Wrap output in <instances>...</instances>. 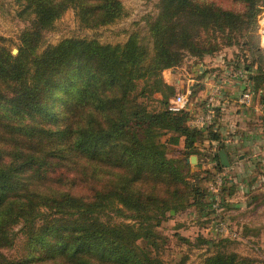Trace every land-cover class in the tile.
Instances as JSON below:
<instances>
[{
    "label": "trees",
    "instance_id": "1",
    "mask_svg": "<svg viewBox=\"0 0 264 264\" xmlns=\"http://www.w3.org/2000/svg\"><path fill=\"white\" fill-rule=\"evenodd\" d=\"M24 1L20 15L34 19L18 54L0 46V264H164L151 250L161 220L189 208L206 218L216 204L201 183L187 181L168 148L180 145L192 157L205 142L216 144L213 178L224 170L219 152L226 145L213 125L190 126L188 110H167L174 91L163 73L213 54L222 37L243 50L235 69L246 76L244 91L252 84L264 94V0L226 7L160 0L158 16L147 22L148 45L138 33L117 45L71 38L41 54L43 34L66 11L99 30L126 10L120 0ZM245 51L253 64L241 65ZM158 94L163 109L151 111L148 101ZM82 186L87 192L75 194ZM16 226L22 255L11 259L2 251L16 247ZM205 264L254 261L220 252Z\"/></svg>",
    "mask_w": 264,
    "mask_h": 264
},
{
    "label": "rangeland",
    "instance_id": "2",
    "mask_svg": "<svg viewBox=\"0 0 264 264\" xmlns=\"http://www.w3.org/2000/svg\"><path fill=\"white\" fill-rule=\"evenodd\" d=\"M120 1L126 10V17L115 25L99 30L83 28L80 26L76 12L73 9L66 11L56 22L54 30L43 34L37 54L43 53L48 46L57 45L71 38L98 40L102 44L117 45L124 44L132 34L138 33L141 38L145 39V44H150L147 22L153 21L158 16L160 0ZM214 1L224 7L231 3L229 0ZM25 5L24 0H0V46L8 48L12 53L14 50L18 51V47H21L22 35L32 27L31 22L34 15L30 13L20 15ZM239 9H242L241 6ZM259 23L258 34L261 38V46H263L264 14L260 17ZM222 40L220 37L218 50L213 54L202 59L189 57L180 68L163 73L165 83L174 91L168 98L169 103L177 95L183 94L189 99V105L196 106L190 112L189 125L192 127L195 126L197 118L205 114L206 102L209 98L206 96L211 90L208 84L220 82L223 78L230 80L231 83L235 75L243 71L235 69L237 56H242L243 50L237 46L229 47ZM245 55L246 58L242 57L240 61L241 65L253 64L255 56L251 51H247ZM172 71L175 73H171ZM206 81L209 83L206 84ZM259 93L264 96L262 92ZM167 94L169 95V92ZM162 99L161 94L155 95L154 100L148 101L149 109L161 111L163 109L160 104ZM3 114L4 112L0 110V117ZM6 114L8 117L11 116L10 113ZM219 115L216 114V118ZM222 119V122L225 121L226 124L223 126L222 133L228 130L231 132L238 120L229 112L221 117ZM242 120H247V117ZM252 120L253 118H249L246 121L245 124L250 122L247 130L237 126L240 131L237 136L240 137L239 139H242L243 135L253 137V150L252 154L248 153L249 150L241 151V154L246 157L244 161L239 162L238 155H234L233 162L241 167L235 169L236 171L227 172L225 168L211 178L210 174L216 172V164L211 157L214 151L212 152L213 149L209 148L208 142L199 147L197 155L192 156L197 158L196 164L191 163L192 157L183 151L182 146L173 145L168 148V158L182 166L187 181L192 184L201 183L209 195L213 194L211 188L217 186L219 177H223L226 183L225 188L217 189V194H219L217 197L212 195L217 204H213L209 217L205 218L199 214V209L189 208L177 214H168L161 220L159 227L155 229L158 235L157 247L151 250L164 264H205L208 257L220 252L238 254L243 258L253 260L254 264H264V124ZM164 140L166 141L165 138ZM251 158L256 161L249 163ZM245 170L249 174V179L246 174L244 175ZM65 175L68 180L73 179L72 175L67 173ZM86 192L83 186L75 190V194ZM229 219L231 221H228ZM228 222L234 224H228ZM20 229L21 227L16 226L14 232L19 233ZM23 240L19 233L16 247L2 251V253L11 259L19 258L22 255Z\"/></svg>",
    "mask_w": 264,
    "mask_h": 264
},
{
    "label": "crops",
    "instance_id": "3",
    "mask_svg": "<svg viewBox=\"0 0 264 264\" xmlns=\"http://www.w3.org/2000/svg\"><path fill=\"white\" fill-rule=\"evenodd\" d=\"M171 73H175L172 71ZM176 75V74H175ZM223 78L220 82L216 83H207L210 86L209 90L210 92H207V96L209 97L208 99H212L214 95H219L218 102L216 103V108H215V121L213 123V130L216 132H219L224 144L226 145V149H224L229 157L230 160V167L226 169L227 172H233L236 171L235 169H240L238 165H235L233 162V157L235 154L238 155V160L244 161L246 158L245 155L241 154L242 152H246V150H249V154L252 152V147H253V137H245L243 135L242 139H239L240 137H237L239 135L238 127L247 130L248 125L250 122H247L249 118H253L252 121H260L264 124V101L263 95L256 91L252 84L249 86L250 88L246 91H244L245 87V79L246 76H241L239 77L237 74L235 75V78H233V85H231L230 80H224ZM212 81V80H210ZM207 85V86H208ZM246 92H251L252 94V101L249 104V106H246L243 103V95ZM263 93V92H262ZM207 103V102H206ZM230 104V105H229ZM196 106L191 104V109H195ZM220 108V109H218ZM216 112L219 113V117L216 118ZM230 113L232 117H235L237 120L236 126L232 127L233 130L230 132V130L225 131V133H222L223 126L226 125L225 121L223 119L221 120V117H223L225 114ZM218 115V114H217ZM247 117V120H242ZM244 121V122H243ZM222 123V124H221ZM221 124V125H220ZM238 126V127H237ZM242 131V130H241ZM256 139V138H255ZM254 139V140H255ZM252 140V141H251ZM209 145V148L211 147V143H207ZM216 144H213V148L216 147ZM244 150V151H243ZM252 154V153H251ZM254 157V156H253ZM254 158L249 159V163H254ZM225 169V168H224ZM248 169V167H247ZM249 170V169H248ZM247 170H245L244 175L246 174L248 179H249V174L246 173ZM254 188H252L253 190ZM251 191V190H250ZM236 196V195H234ZM256 197V196H255ZM256 200V198H253ZM241 205V204H240ZM239 205V207H240ZM230 209V208H229ZM228 221H231L229 219ZM234 224L231 222H228V224Z\"/></svg>",
    "mask_w": 264,
    "mask_h": 264
},
{
    "label": "built area",
    "instance_id": "4",
    "mask_svg": "<svg viewBox=\"0 0 264 264\" xmlns=\"http://www.w3.org/2000/svg\"><path fill=\"white\" fill-rule=\"evenodd\" d=\"M237 75L239 77L244 76L243 72L238 73ZM218 98H219V95H214V97L212 99H208V101L206 103L207 105H206V109H205V114H201L199 116V118H197V120L195 121L194 128H197L199 130H207L213 125V123L215 121V108H216V103L218 102ZM251 101H252L251 92H246L243 95V103L246 106H249ZM167 110L171 113H174V114H179V113L183 112L184 110H188L189 112L192 111L191 105H189V99L183 94H179L173 100H171L170 103L168 104ZM213 150L216 151L217 146L214 147ZM225 183H226V180L223 177L218 178L217 186L214 188H211V193H213L212 195L214 197H217L219 195V194H217L218 188L219 189L220 188L223 189V187L225 188ZM216 200L218 201V199H216ZM219 208H220V206H219ZM222 224H223V222H222ZM224 226H226V224H224Z\"/></svg>",
    "mask_w": 264,
    "mask_h": 264
},
{
    "label": "water",
    "instance_id": "5",
    "mask_svg": "<svg viewBox=\"0 0 264 264\" xmlns=\"http://www.w3.org/2000/svg\"><path fill=\"white\" fill-rule=\"evenodd\" d=\"M17 53H18L17 50L13 51V55H16ZM219 155H220L222 166L224 168H229L231 163H230V160H229V157H228L226 151L224 149H221V151L219 152ZM190 161H191L192 164H196L197 163V158L196 157H192Z\"/></svg>",
    "mask_w": 264,
    "mask_h": 264
}]
</instances>
